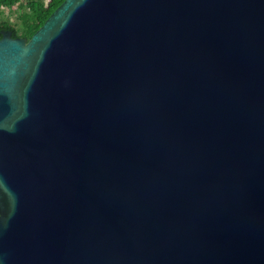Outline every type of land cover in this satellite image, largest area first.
Wrapping results in <instances>:
<instances>
[{"label": "water", "instance_id": "1", "mask_svg": "<svg viewBox=\"0 0 264 264\" xmlns=\"http://www.w3.org/2000/svg\"><path fill=\"white\" fill-rule=\"evenodd\" d=\"M0 34V264H264V0Z\"/></svg>", "mask_w": 264, "mask_h": 264}, {"label": "trees", "instance_id": "2", "mask_svg": "<svg viewBox=\"0 0 264 264\" xmlns=\"http://www.w3.org/2000/svg\"><path fill=\"white\" fill-rule=\"evenodd\" d=\"M61 2L62 0H0V30L9 29L11 36L29 39ZM16 5L22 12L18 16L19 22L12 23L5 17L3 8L12 9Z\"/></svg>", "mask_w": 264, "mask_h": 264}, {"label": "rangeland", "instance_id": "3", "mask_svg": "<svg viewBox=\"0 0 264 264\" xmlns=\"http://www.w3.org/2000/svg\"><path fill=\"white\" fill-rule=\"evenodd\" d=\"M3 11L5 13V17L8 18V20L12 23L19 22V15L22 12V10L16 5L14 8H3Z\"/></svg>", "mask_w": 264, "mask_h": 264}]
</instances>
